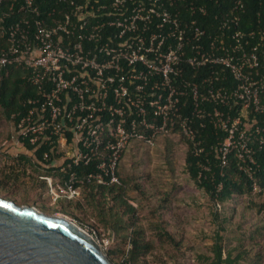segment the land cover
Wrapping results in <instances>:
<instances>
[{
    "label": "built area",
    "instance_id": "1",
    "mask_svg": "<svg viewBox=\"0 0 264 264\" xmlns=\"http://www.w3.org/2000/svg\"><path fill=\"white\" fill-rule=\"evenodd\" d=\"M229 24L235 16L219 30ZM0 32V67H23L35 89L25 111L10 115L15 124L2 145L50 171L37 178L51 203L77 199L85 180L117 183L130 141L151 149L182 136L198 155L196 128L205 125L222 134L220 165L233 153L247 175L257 167L249 142L257 135L264 144V27L212 35L181 16L175 0H0ZM79 226L102 251L109 244Z\"/></svg>",
    "mask_w": 264,
    "mask_h": 264
},
{
    "label": "trees",
    "instance_id": "2",
    "mask_svg": "<svg viewBox=\"0 0 264 264\" xmlns=\"http://www.w3.org/2000/svg\"><path fill=\"white\" fill-rule=\"evenodd\" d=\"M189 4L195 6L193 13L186 9ZM176 6H179L181 16L195 19L200 29L212 35L220 30L223 32L234 29L258 31L263 30L264 27V0H175ZM198 6H203L204 14L198 12ZM234 16L236 17L235 25L229 24L228 28L219 30L218 26L222 20ZM3 46L4 39L0 32V50ZM260 70L264 73V62L260 63ZM25 72L23 67L17 65L0 67V115L10 124L7 138L11 127L15 124V120L11 119L10 115L19 111L24 112L26 108L22 106V102L35 94V89L22 78ZM221 135L207 125L196 128V136L202 148L198 155L191 153V146L184 137L179 138L184 146L183 166L187 177L197 191L211 203L213 210L211 209L209 213L217 225L214 233L209 236L211 239L209 253L198 252L196 260L208 261V264H230L231 261L241 264H263L264 252L258 240L264 236V202L252 201L251 195L264 192V144L257 145V135L250 137V155L257 167L251 166L247 175L237 167V160L233 153H229L225 164L220 165L215 146L220 141ZM165 141L168 140L165 138ZM42 150L43 148H40L34 153L38 159L41 157ZM28 161L30 167L38 171V174L50 173L49 170L40 171L32 159ZM198 164H205L207 169L200 168ZM77 169L78 176L82 177L92 169V164L80 166ZM18 174L26 175L30 181L32 180L29 172L20 171ZM116 175L117 183L100 184L94 179L83 181L80 185V196L77 199L61 200L58 208L77 219L80 225L98 237L110 232L111 242L104 254L111 263L147 264V256L155 250L154 239L146 236L145 228L137 217L136 208L126 197L127 186L121 174L120 161ZM35 181H41L45 185L44 181L37 176ZM253 183L257 185V190L252 189ZM132 188L139 194H143L138 184L134 183ZM242 198L249 199V204L253 208L250 205H243ZM158 208L160 215L164 214L165 210H169L166 197L160 199ZM217 208L219 211H216ZM247 211L257 222L251 229L252 232L248 230L245 235L240 233L235 238L225 240L219 232L225 230L226 224L227 226L233 224L235 214L239 216L240 223L236 224V228L240 232L243 226L241 223L245 219L243 215ZM162 221L161 218L154 223L156 240L160 243L165 240L177 249L181 244L180 239L167 231ZM249 238L253 241H248Z\"/></svg>",
    "mask_w": 264,
    "mask_h": 264
},
{
    "label": "rangeland",
    "instance_id": "3",
    "mask_svg": "<svg viewBox=\"0 0 264 264\" xmlns=\"http://www.w3.org/2000/svg\"><path fill=\"white\" fill-rule=\"evenodd\" d=\"M9 130V122L0 115V197L17 205L34 206L47 214L53 211L63 212L58 208L61 200L51 203L43 182L35 181L39 172L31 168L29 163L24 165L14 161L13 158L18 155H13L16 151H4L5 146L2 143L7 139ZM165 138L169 142L165 141ZM8 148L11 149L12 145ZM183 155V144L172 136L159 139L151 149L139 142L130 141L120 160L121 174L127 186L126 197L136 208L137 217L145 228L146 236L154 239L155 250L147 256V264H208V261L196 260V255L198 252L209 253V236L217 228L209 213L213 207L188 179L183 166ZM20 171H30L32 180L26 183L20 179ZM134 183L141 187L142 195L132 188ZM162 197H166L169 210L160 215L158 204ZM251 200L264 202V192L253 193ZM241 202L252 207L247 198H242ZM236 208L238 211L239 207ZM216 211H219V208ZM252 216L248 211L243 215L245 219L239 232L236 228V224L240 223L239 216L235 214L233 224H226L225 230L219 233L225 240L235 238L240 233L245 235L248 230L251 233L257 223ZM161 218L163 227L180 239L181 244L177 249L163 239L162 243L156 240L154 223ZM105 236L110 239V232H106ZM248 241L253 239L249 238ZM258 241L262 244L264 252V236ZM262 263L264 264V260ZM230 264L241 263L231 261Z\"/></svg>",
    "mask_w": 264,
    "mask_h": 264
},
{
    "label": "water",
    "instance_id": "4",
    "mask_svg": "<svg viewBox=\"0 0 264 264\" xmlns=\"http://www.w3.org/2000/svg\"><path fill=\"white\" fill-rule=\"evenodd\" d=\"M0 264H113L79 221L0 197Z\"/></svg>",
    "mask_w": 264,
    "mask_h": 264
},
{
    "label": "crops",
    "instance_id": "5",
    "mask_svg": "<svg viewBox=\"0 0 264 264\" xmlns=\"http://www.w3.org/2000/svg\"><path fill=\"white\" fill-rule=\"evenodd\" d=\"M9 145H12V148H11V149L8 148ZM3 146H4V145H3ZM6 148H7V149H6ZM13 150H14V151H17L16 147H14L13 144H7V145L5 146V150H4V151H5V152H13ZM13 155L16 156L15 153H13ZM13 159H14V161H16L17 163H21V164H24V165H25V163H26V165H27V163H30V162L28 161L30 158H28L26 155L21 154V153H19V154L17 155V158H13ZM18 161H19V162H18ZM33 169H34V168H33ZM29 172H30V171H29ZM36 176H37V175H36ZM20 179H22V180L25 181L26 183H27V181L30 182L28 176H26V175L20 176Z\"/></svg>",
    "mask_w": 264,
    "mask_h": 264
}]
</instances>
